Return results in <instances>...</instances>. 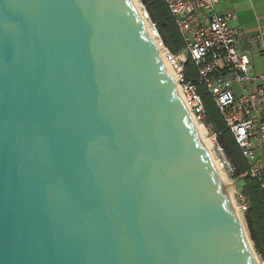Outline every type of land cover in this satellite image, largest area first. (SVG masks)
Returning <instances> with one entry per match:
<instances>
[{"label": "water", "instance_id": "obj_1", "mask_svg": "<svg viewBox=\"0 0 264 264\" xmlns=\"http://www.w3.org/2000/svg\"><path fill=\"white\" fill-rule=\"evenodd\" d=\"M0 264H257L132 0H0Z\"/></svg>", "mask_w": 264, "mask_h": 264}, {"label": "built area", "instance_id": "obj_2", "mask_svg": "<svg viewBox=\"0 0 264 264\" xmlns=\"http://www.w3.org/2000/svg\"><path fill=\"white\" fill-rule=\"evenodd\" d=\"M219 1L164 0L184 44L178 53L165 46L157 24L141 0H138V13L149 23L150 35L159 41L162 60L173 73L191 118L212 133L210 140L216 153L213 159L216 167L235 179V166L219 143L218 135L207 124V112L199 92L201 87L212 98L248 165L241 178L258 181L264 206V74L252 72V58L240 50V31L231 24L234 13L219 14ZM256 41L264 46V30L259 32ZM190 61L196 69V82L187 79L186 65ZM239 190L235 192V207L245 219L250 201L243 189ZM256 260L257 264H264L262 255L258 254Z\"/></svg>", "mask_w": 264, "mask_h": 264}, {"label": "trees", "instance_id": "obj_3", "mask_svg": "<svg viewBox=\"0 0 264 264\" xmlns=\"http://www.w3.org/2000/svg\"><path fill=\"white\" fill-rule=\"evenodd\" d=\"M141 1L147 6L152 21L157 24L158 31L165 46L173 53L180 52L184 48V44L164 0ZM196 74L195 66L190 61L186 65L187 79L196 82ZM199 92L207 112V124L211 126L212 131L218 135L219 143L224 147L227 156L235 166V179L243 180L245 183L243 193L250 201V209L245 215L246 224L255 249L258 254L262 255L264 258V214L260 215V209H262L264 213V206L262 203L263 195L259 183L248 177L241 178L248 170V165L242 157L239 147L222 120L210 95L203 87L199 89ZM251 211L253 212L251 213Z\"/></svg>", "mask_w": 264, "mask_h": 264}, {"label": "crops", "instance_id": "obj_4", "mask_svg": "<svg viewBox=\"0 0 264 264\" xmlns=\"http://www.w3.org/2000/svg\"><path fill=\"white\" fill-rule=\"evenodd\" d=\"M217 9L219 14L234 13L231 24L240 31V50L252 58V72L264 74V46L256 41L259 32L264 30V0H220ZM244 185L243 180H237L238 189ZM263 214L260 209V215Z\"/></svg>", "mask_w": 264, "mask_h": 264}, {"label": "bare ground", "instance_id": "obj_5", "mask_svg": "<svg viewBox=\"0 0 264 264\" xmlns=\"http://www.w3.org/2000/svg\"><path fill=\"white\" fill-rule=\"evenodd\" d=\"M132 2L134 4V6L136 7L137 11H140V5H139L138 0H132ZM143 22H144L146 28L148 30H150L149 23L147 21H143ZM151 37H152V34H151ZM152 39L156 43L158 49L161 50L159 41H157L156 38H153V37H152ZM162 55H164V54L162 53ZM170 74H171V71H170ZM171 76H172L173 82L175 83V78H174L173 73L171 74ZM192 120H193L194 124L198 128L199 133H200V135H201V137H202V139H203V141H204V143H205V145H206V147L208 149V152L210 153L212 159H214V155H213V152H212L213 151L212 143H211L210 140H207L206 137H205V135L207 133L206 129L200 123H198L197 121H195L193 118H192ZM217 169H218V172L220 174L221 180L223 181L224 185L227 188V192H228V195L230 197L231 203L234 206V210H235V214H236V217H237V221L240 224V226L242 227V229L245 231L244 224H243V220H242L241 216L237 213L236 207H235V201L234 200H235V192L236 191H235L234 188L231 187V184L229 183V179H228L227 175L222 170H220L219 168H217ZM257 263H258V261H257Z\"/></svg>", "mask_w": 264, "mask_h": 264}, {"label": "rangeland", "instance_id": "obj_6", "mask_svg": "<svg viewBox=\"0 0 264 264\" xmlns=\"http://www.w3.org/2000/svg\"><path fill=\"white\" fill-rule=\"evenodd\" d=\"M201 124V123H200ZM202 125V124H201ZM212 133L208 130L205 137L207 140H210L212 135ZM211 141V140H210ZM213 152V155L214 157L216 156V153L214 152V150L212 151ZM228 177V175H227ZM229 179V183L231 184V187L235 189V191H240L238 188H237V180L234 179V178H231V177H228ZM235 201V200H234ZM237 211V210H236ZM239 214V213H238ZM243 220V224H244V229H245V232L248 236V238L250 239V242H251V245H252V250L254 252V255L258 258V252L257 250L255 249V246H254V243L252 242V239H251V236H250V233H249V230H248V227H247V224H246V220L243 218V216L241 214H239Z\"/></svg>", "mask_w": 264, "mask_h": 264}]
</instances>
